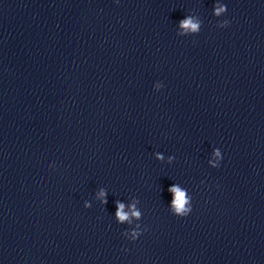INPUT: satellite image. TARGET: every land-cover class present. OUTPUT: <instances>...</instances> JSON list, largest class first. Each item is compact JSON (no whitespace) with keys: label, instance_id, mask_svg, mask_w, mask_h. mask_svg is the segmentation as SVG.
Instances as JSON below:
<instances>
[{"label":"clouds","instance_id":"obj_1","mask_svg":"<svg viewBox=\"0 0 264 264\" xmlns=\"http://www.w3.org/2000/svg\"><path fill=\"white\" fill-rule=\"evenodd\" d=\"M223 10H224L223 8H217L216 14L219 15V13ZM181 27H183L186 30H188V29H190L192 31L198 30V24L193 23L191 18H188V19H185L184 21H181ZM170 191H172L174 193L175 210L177 212L186 211L185 210V204H186L185 193L176 187L171 188ZM100 195L103 196L104 193H101ZM118 209L119 210L117 212V216L119 217V219L121 221L125 220L127 218V216H126V214L123 213V205L122 204L118 205ZM133 215H138V213L134 212Z\"/></svg>","mask_w":264,"mask_h":264}]
</instances>
